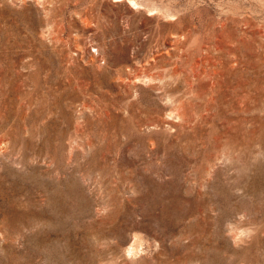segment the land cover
Wrapping results in <instances>:
<instances>
[{
	"label": "rangeland",
	"instance_id": "obj_1",
	"mask_svg": "<svg viewBox=\"0 0 264 264\" xmlns=\"http://www.w3.org/2000/svg\"><path fill=\"white\" fill-rule=\"evenodd\" d=\"M0 0V264H264V0Z\"/></svg>",
	"mask_w": 264,
	"mask_h": 264
},
{
	"label": "bare ground",
	"instance_id": "obj_2",
	"mask_svg": "<svg viewBox=\"0 0 264 264\" xmlns=\"http://www.w3.org/2000/svg\"><path fill=\"white\" fill-rule=\"evenodd\" d=\"M117 1L119 2V1H124V0H117ZM117 1H116V2H117ZM129 1H130V3H132V4H136V0H129Z\"/></svg>",
	"mask_w": 264,
	"mask_h": 264
}]
</instances>
